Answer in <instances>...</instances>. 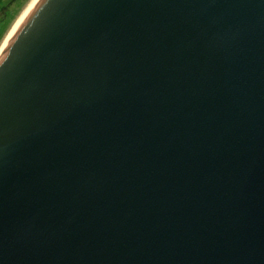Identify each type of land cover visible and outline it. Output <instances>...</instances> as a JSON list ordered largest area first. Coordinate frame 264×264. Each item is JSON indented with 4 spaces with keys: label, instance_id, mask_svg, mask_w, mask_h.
I'll return each mask as SVG.
<instances>
[{
    "label": "water",
    "instance_id": "water-1",
    "mask_svg": "<svg viewBox=\"0 0 264 264\" xmlns=\"http://www.w3.org/2000/svg\"><path fill=\"white\" fill-rule=\"evenodd\" d=\"M0 264H264V0H34L0 55Z\"/></svg>",
    "mask_w": 264,
    "mask_h": 264
},
{
    "label": "rangeland",
    "instance_id": "rangeland-1",
    "mask_svg": "<svg viewBox=\"0 0 264 264\" xmlns=\"http://www.w3.org/2000/svg\"><path fill=\"white\" fill-rule=\"evenodd\" d=\"M32 0H0V48Z\"/></svg>",
    "mask_w": 264,
    "mask_h": 264
},
{
    "label": "bare ground",
    "instance_id": "bare-ground-1",
    "mask_svg": "<svg viewBox=\"0 0 264 264\" xmlns=\"http://www.w3.org/2000/svg\"><path fill=\"white\" fill-rule=\"evenodd\" d=\"M34 2V0H32V2L30 3L29 7L27 9H25V11L23 12V14L20 16V18L18 19V21L16 22V24L13 26L12 30L10 31L5 43L2 45V47L0 48V55L3 52L4 48L6 47L7 43L9 42L12 34L14 33L17 25L19 24V22L21 21V19L24 17V15L26 14V12L28 11V9L30 8V6L32 5V3Z\"/></svg>",
    "mask_w": 264,
    "mask_h": 264
},
{
    "label": "crops",
    "instance_id": "crops-1",
    "mask_svg": "<svg viewBox=\"0 0 264 264\" xmlns=\"http://www.w3.org/2000/svg\"><path fill=\"white\" fill-rule=\"evenodd\" d=\"M1 40V39H0Z\"/></svg>",
    "mask_w": 264,
    "mask_h": 264
}]
</instances>
